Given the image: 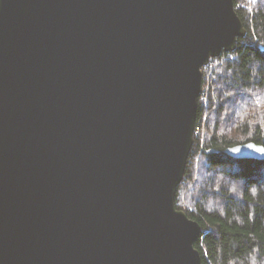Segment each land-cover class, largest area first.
Returning a JSON list of instances; mask_svg holds the SVG:
<instances>
[{
  "label": "water",
  "instance_id": "water-1",
  "mask_svg": "<svg viewBox=\"0 0 264 264\" xmlns=\"http://www.w3.org/2000/svg\"><path fill=\"white\" fill-rule=\"evenodd\" d=\"M245 35L233 0H0V264H202L176 190Z\"/></svg>",
  "mask_w": 264,
  "mask_h": 264
},
{
  "label": "trees",
  "instance_id": "trees-1",
  "mask_svg": "<svg viewBox=\"0 0 264 264\" xmlns=\"http://www.w3.org/2000/svg\"><path fill=\"white\" fill-rule=\"evenodd\" d=\"M233 5L246 35L234 51L205 66L220 64L212 69L216 91L198 98L195 126L208 116L207 136L203 146L195 136L175 196L176 209L201 228L194 247L202 264H264V161L225 154L248 142L264 147V0H233ZM198 153L204 167L195 180Z\"/></svg>",
  "mask_w": 264,
  "mask_h": 264
},
{
  "label": "rangeland",
  "instance_id": "rangeland-1",
  "mask_svg": "<svg viewBox=\"0 0 264 264\" xmlns=\"http://www.w3.org/2000/svg\"><path fill=\"white\" fill-rule=\"evenodd\" d=\"M218 65H220V64L218 62H216V63H213L211 67L202 68V81H203V84H202V87H201V93L200 94H202L203 91H205L206 93L212 92V91L213 92L216 91L217 86H216V84L213 85L214 79L216 78V73H213L212 69L213 68H218ZM201 101H202V104H204V105L207 104V98H205V96L203 97V100H201ZM207 120H208V116H204L203 121H202L203 124L201 126H198V128H197V126H195V129H197V131H194V135H193V139L196 136L199 139L200 143H202V146H203V143L205 142V138L207 136V130H206V122H207ZM199 153L196 154L194 156V158H193V163H194V174H193V177H194L195 180L199 179V174L202 171L201 169L204 167L202 165V157L199 155ZM190 189L191 188L188 187L187 191H184L183 196H182L183 203H185V201H186L185 198H187L186 196L190 192L189 191Z\"/></svg>",
  "mask_w": 264,
  "mask_h": 264
},
{
  "label": "built area",
  "instance_id": "built-area-1",
  "mask_svg": "<svg viewBox=\"0 0 264 264\" xmlns=\"http://www.w3.org/2000/svg\"><path fill=\"white\" fill-rule=\"evenodd\" d=\"M198 128V127H197ZM195 131H197V129H195ZM196 133V132H195Z\"/></svg>",
  "mask_w": 264,
  "mask_h": 264
}]
</instances>
